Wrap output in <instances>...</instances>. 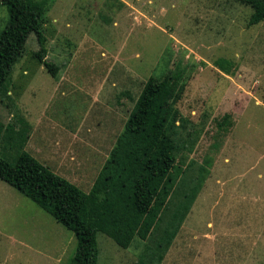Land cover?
Returning <instances> with one entry per match:
<instances>
[{
    "label": "rangeland",
    "instance_id": "rangeland-1",
    "mask_svg": "<svg viewBox=\"0 0 264 264\" xmlns=\"http://www.w3.org/2000/svg\"><path fill=\"white\" fill-rule=\"evenodd\" d=\"M250 14L237 0H51L46 59L59 71L33 59L30 34L0 92V155L14 163L23 148L87 192L149 78L179 64L189 80L168 132L177 163L207 172L161 264H264V20ZM7 18L0 5V29ZM96 238L97 264H134L145 243ZM76 244L0 179V264H67Z\"/></svg>",
    "mask_w": 264,
    "mask_h": 264
},
{
    "label": "trees",
    "instance_id": "trees-1",
    "mask_svg": "<svg viewBox=\"0 0 264 264\" xmlns=\"http://www.w3.org/2000/svg\"><path fill=\"white\" fill-rule=\"evenodd\" d=\"M237 1L251 8L248 25L264 20V0ZM50 3L0 0L8 13L0 29V92L11 78L13 65L23 56L30 34L39 45L33 59L57 76L58 65L46 59L43 30ZM214 65L230 73L228 59L219 57ZM188 80L189 74L179 64L149 78L148 89L141 92L87 192L23 148L14 163L0 155V179L74 234L76 250L67 264H97L98 232L121 248H128L137 239L145 241L134 264L162 263L207 172L200 167L195 177L190 176L195 170L177 163L176 145L168 132L174 106ZM228 123L225 114L218 127L226 130ZM21 128L19 137L25 142L30 126L26 122Z\"/></svg>",
    "mask_w": 264,
    "mask_h": 264
},
{
    "label": "crops",
    "instance_id": "crops-1",
    "mask_svg": "<svg viewBox=\"0 0 264 264\" xmlns=\"http://www.w3.org/2000/svg\"><path fill=\"white\" fill-rule=\"evenodd\" d=\"M71 163H75V162H74V159H71ZM16 255H17V254H16ZM12 256H13V260H14V253H13ZM17 264H19V263H17Z\"/></svg>",
    "mask_w": 264,
    "mask_h": 264
}]
</instances>
